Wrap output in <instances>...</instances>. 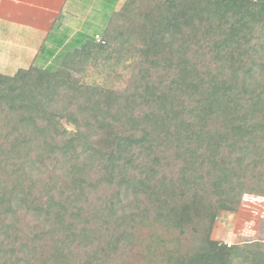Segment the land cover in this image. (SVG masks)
<instances>
[{
    "label": "trees",
    "instance_id": "16d2710c",
    "mask_svg": "<svg viewBox=\"0 0 264 264\" xmlns=\"http://www.w3.org/2000/svg\"><path fill=\"white\" fill-rule=\"evenodd\" d=\"M110 1L0 74V264H264L213 239L264 198V0Z\"/></svg>",
    "mask_w": 264,
    "mask_h": 264
},
{
    "label": "crops",
    "instance_id": "0c3cea01",
    "mask_svg": "<svg viewBox=\"0 0 264 264\" xmlns=\"http://www.w3.org/2000/svg\"><path fill=\"white\" fill-rule=\"evenodd\" d=\"M70 1L0 0V74L14 75L73 45L77 30L68 21L59 24Z\"/></svg>",
    "mask_w": 264,
    "mask_h": 264
},
{
    "label": "rangeland",
    "instance_id": "374dc122",
    "mask_svg": "<svg viewBox=\"0 0 264 264\" xmlns=\"http://www.w3.org/2000/svg\"><path fill=\"white\" fill-rule=\"evenodd\" d=\"M85 2L70 1L63 21H59L61 25L68 21L73 30H77L75 35L78 37H75L73 44L82 38H92L95 34H102L109 23L112 1L86 0ZM124 2L125 0H120L116 8L120 9ZM61 25L60 27H63ZM79 30L82 34H77ZM213 239L229 244L264 240V198L247 196L238 212L221 213Z\"/></svg>",
    "mask_w": 264,
    "mask_h": 264
}]
</instances>
